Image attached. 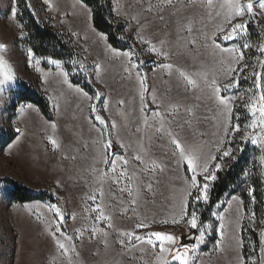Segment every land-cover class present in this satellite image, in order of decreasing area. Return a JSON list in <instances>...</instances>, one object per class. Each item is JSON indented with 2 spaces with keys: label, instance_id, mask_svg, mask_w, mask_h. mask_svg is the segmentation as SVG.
<instances>
[{
  "label": "rangeland",
  "instance_id": "374dc122",
  "mask_svg": "<svg viewBox=\"0 0 264 264\" xmlns=\"http://www.w3.org/2000/svg\"><path fill=\"white\" fill-rule=\"evenodd\" d=\"M108 3L124 24L127 48L112 46L93 26L82 0H29L37 18L77 53L67 59L69 72L64 60L32 51L17 0H0V44L6 45L0 49V264H178L154 236L155 248L147 239L170 234L174 243H162L172 250L176 233L189 229L197 232V244L179 249L188 251L189 264H264V213L261 222L251 220L256 245L241 193L258 176L264 194L259 0L239 17L222 6L247 0ZM235 24L245 27L233 32ZM26 88L46 96L51 118L31 101L18 102ZM173 139L196 149L195 173ZM234 162L245 168L236 189L209 204L218 172ZM15 184L52 199L12 201L8 191ZM97 205L110 220L98 218ZM193 213L195 228L188 222Z\"/></svg>",
  "mask_w": 264,
  "mask_h": 264
},
{
  "label": "trees",
  "instance_id": "16d2710c",
  "mask_svg": "<svg viewBox=\"0 0 264 264\" xmlns=\"http://www.w3.org/2000/svg\"><path fill=\"white\" fill-rule=\"evenodd\" d=\"M29 0H17L19 8V17L23 25L25 40L30 45L32 51L40 55H50L55 58L64 60V66L70 72L72 65L68 60L75 59L77 53L67 45L59 32L50 24L40 21L34 12L29 8ZM91 9V19L93 26L104 32L110 44L117 48H127L128 42L121 38V32L124 24L117 20L110 9L108 0H82ZM87 88V84L83 83ZM31 101L35 103L42 113L47 117H52L51 106L46 96L35 89L19 90L20 101ZM14 133L9 134L6 142L13 137ZM244 165L241 162L229 164L225 169L218 172L217 178L213 183L209 204H213L221 195L230 190H235L234 184L238 182L244 174ZM254 181V182H253ZM245 188H241L244 197L245 212L247 219L245 225L248 228L249 237L256 245L259 244V235L252 228L251 220L259 221L263 219L264 213V194L260 178L257 176L255 180L250 181ZM9 198L15 202H24L34 198H49L46 193H36L28 189L24 185L15 184L8 191ZM250 239V240H251Z\"/></svg>",
  "mask_w": 264,
  "mask_h": 264
},
{
  "label": "snow or ice",
  "instance_id": "6c2138e0",
  "mask_svg": "<svg viewBox=\"0 0 264 264\" xmlns=\"http://www.w3.org/2000/svg\"><path fill=\"white\" fill-rule=\"evenodd\" d=\"M168 2L170 3L171 0H168ZM211 2H212V0H208L209 6H211ZM259 6H260L261 9H264V0H259ZM222 7H225L227 9H229L230 10V13H229L230 15L239 17V16H243L245 14V12H247V13H252L253 12V0H247V4L246 5H241L240 3H227V4L223 5ZM244 27H245V25L235 24L233 29H232V31L235 32L237 29H242ZM5 47H6V45L0 44V49H4ZM244 47L247 48L248 45L245 44ZM224 51H230V50L225 49ZM165 55H166V53H165ZM242 58H243V54L240 55L239 59H242ZM233 60H236V62H238L237 58H235V57H233ZM53 63H57V62L53 61ZM168 67H171V65H169ZM97 68H99V65H97ZM229 71L231 72L233 70L229 69ZM180 75L183 76L187 80V82L189 84H191L193 86H196V81L192 80L190 77L186 76L185 73L181 72ZM8 79H11V77H8ZM0 83H2V82H0ZM141 83H143V82H141ZM213 84H215V81H213ZM215 91H216V93L218 95L220 90H219V88H216ZM260 100L262 102H264V95H262L260 97ZM220 102L222 104L225 103V101L223 99H221ZM121 103H123V101H121ZM255 111H256V109H253V112H255ZM259 111H260V115L262 117L261 123L264 124V103H262ZM97 119H100V118L97 117ZM102 123H103V121H102ZM113 127H115L114 124H113ZM238 128H239V126H237V128L234 129V131L238 130ZM50 142L53 144V146H57L56 140L50 138ZM172 143L180 151L181 156L185 157L186 162H187V166L189 168V171L195 173L196 168L200 166V164H199L200 157L197 154L196 149L191 147V146H188L186 144H182V142L179 139H173ZM252 143L256 144L257 140L253 139ZM229 154L230 153L228 151L224 152V156H228ZM136 159L139 160L140 157L137 156ZM124 163L127 164V161L125 160ZM216 168L219 169L220 165L217 164ZM204 170L207 171V166L206 165L204 166ZM113 171H115V169H113ZM120 175L123 176L124 173H121ZM214 178H215L214 176L205 177V179H214ZM191 186L193 188L198 186L196 175H193L191 177ZM148 187L150 189L151 185H149ZM207 187H208L207 184H205L203 186V190L201 192V196L205 200H207V195H206ZM201 196H197L196 199L199 200L201 198ZM90 199L95 201L96 200V196L93 195V196L90 197ZM133 203H135V201H133ZM95 210L96 211H100V213H101L100 217H98V218H103V219H109L110 220V217L104 216V213L101 210V206L100 205H97ZM185 215H186V213H183L180 218L183 219ZM173 222L176 223L178 221H173ZM188 222L191 224V226L193 228H195L197 226V219H196L195 213L192 214V218ZM137 227H147V225L141 224V225H137ZM221 227L223 228V225ZM93 234H95V231H94ZM124 235H127L129 240H131L132 237H133V234H131V233H125ZM152 236H154L156 238V241L161 242L160 243V251L162 253L163 252H170L171 253V249L166 248L162 242L163 241H167L169 243H174L175 238L172 235H170V234L166 235V234L161 233V232L151 233L150 237L147 239V243L149 245H151L153 248H155L156 247V243H154L153 240L151 239ZM135 238L137 240L140 239V237H138V236L135 237ZM120 243L124 244V241L121 240ZM59 248L62 249L64 251V253H67L69 251V249L66 248L65 244H63V243H59ZM171 259L173 261H177L178 264H189L190 257H189V253H188L187 250H185L183 252L177 250L175 253H171Z\"/></svg>",
  "mask_w": 264,
  "mask_h": 264
},
{
  "label": "water",
  "instance_id": "95a60500",
  "mask_svg": "<svg viewBox=\"0 0 264 264\" xmlns=\"http://www.w3.org/2000/svg\"><path fill=\"white\" fill-rule=\"evenodd\" d=\"M197 237V232L192 229L176 233V241L171 252L175 253L179 249L193 250L197 244Z\"/></svg>",
  "mask_w": 264,
  "mask_h": 264
}]
</instances>
